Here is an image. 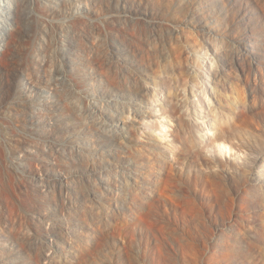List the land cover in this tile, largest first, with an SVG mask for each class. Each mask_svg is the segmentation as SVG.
I'll return each mask as SVG.
<instances>
[{
    "label": "rangeland",
    "instance_id": "obj_1",
    "mask_svg": "<svg viewBox=\"0 0 264 264\" xmlns=\"http://www.w3.org/2000/svg\"><path fill=\"white\" fill-rule=\"evenodd\" d=\"M113 1L90 13L62 4L53 23L103 64L95 98L117 106L95 111L70 74L58 93L81 117L55 112L54 127L28 138L27 110L0 104V264H264V0H171L203 32L168 0H142L155 14L146 20H125ZM118 38L134 39L130 72L112 56ZM52 40L33 79L0 87L51 86L62 68ZM62 120L85 136L80 151ZM31 143L67 182L16 163Z\"/></svg>",
    "mask_w": 264,
    "mask_h": 264
},
{
    "label": "bare ground",
    "instance_id": "obj_2",
    "mask_svg": "<svg viewBox=\"0 0 264 264\" xmlns=\"http://www.w3.org/2000/svg\"><path fill=\"white\" fill-rule=\"evenodd\" d=\"M34 1L35 0H0V79L3 80L0 82V86H5L6 80H8V78L11 76H13V78L27 76L29 79H33L32 72L38 70L40 66L45 65V60L43 57L44 55L42 53H47L46 50L52 44V42L51 44L47 43L48 38H53V40H55L57 37L59 43L61 44L58 53L61 56L62 68L58 69L57 71V73H60L61 76H59L58 74V76L51 81V86H46V88H43L44 86H26V89L16 90L14 93L8 91L6 87H0V104H10V106L17 107L21 106L23 110H27L28 123L25 129L29 132L23 131L22 133H24L25 136H28V138L30 136L31 138H35V136H38L39 133L42 132L48 124V129L54 127V124L49 123V121L52 119L51 114L55 112L64 114V112L71 113L74 111L75 114H80L77 105H75L74 103V105H70L71 102L68 101L67 97L64 98L63 96H61L62 94L58 93V88L60 85L62 86L63 84L64 86V83H69L67 77L68 75L70 76V74L74 77V81H76L77 84L76 86L80 85V87L75 91L76 94L78 93L80 95H83L84 97L91 96L94 100L91 103L90 107H92L95 111L103 112L106 103L116 106L118 104V101L116 100H107L105 103L100 100H96L95 95L96 91L98 90V84L101 82V80L105 81L108 79V76L106 74L107 72H105L106 68L102 66V63L101 65L98 62V58L97 60H95L96 57H94L95 59L93 58L94 54H90V52L88 54L89 49L87 50L82 48L83 44L81 45L78 39L74 42L71 40V43L66 42L71 38L70 36V38H66V36L69 35H65L64 32V30H66V25L59 27L60 29H56L53 23V18L60 13L58 12L60 5L62 6L63 4L64 6H66L72 3L76 7L84 9L88 8V13H90L93 10L91 4H93L95 0H37L40 5V10L42 11L41 13L44 15L43 17L34 11L32 6ZM174 1L168 0V3L172 7L174 13L177 12L183 14V17L185 19L183 20L184 23H192L197 32L205 31L204 26L200 22L194 20L196 19L194 18L195 15L193 12H191L190 8V10L187 8L189 6H186L184 2L179 1L176 3ZM112 7L115 9V11H122V15L123 17H125V20L128 17L136 20L137 18H144L146 20L155 17L154 11L146 3H143L142 0H114ZM82 14L77 13V15L81 16ZM187 18L189 20H187ZM133 22L136 21L133 20ZM149 22H156V20L151 19L149 20ZM32 40H34V44L38 46L35 51H33V48L30 49L31 47H28L30 41ZM131 40L134 39L132 38ZM131 40L129 38V41ZM129 41L124 39L119 40V42L115 41V44L112 43V56L113 58H116L118 68L120 66L119 69L125 68L128 71L135 65V48ZM70 45L72 46L70 47ZM6 56L13 62L15 58H22L23 61H20V63L17 65H13V62H9V65L7 67L2 63V58L4 59ZM195 60L197 61V63L201 62L200 58L196 56ZM42 90H44L45 92L41 96L40 91ZM56 94H59V96H61L63 99H61V101L58 100L56 98L58 95L56 96ZM215 112H217V110H215ZM67 122V120H62V124ZM222 122V118L219 117V123ZM61 131L65 134L64 136L67 138V140H70V142L75 145V147L77 142L85 138V136L80 132L74 133L72 129L68 126H65V124ZM76 150L80 151L78 145L76 147ZM39 153L40 152L37 150L36 145L31 143L26 147L25 151H22L17 155L18 159L16 160V163L19 166H25L29 168L31 167V172L35 174L34 176L38 180H44L45 177L48 176V174H54L60 181L67 182L68 176L61 171V167L58 165L56 158L51 156L43 157L42 154ZM47 224V229H49V223ZM48 254V252L43 253L44 257H46V255Z\"/></svg>",
    "mask_w": 264,
    "mask_h": 264
}]
</instances>
